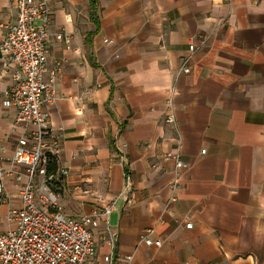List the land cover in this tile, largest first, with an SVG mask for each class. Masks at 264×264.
Instances as JSON below:
<instances>
[{
    "label": "crops",
    "instance_id": "obj_1",
    "mask_svg": "<svg viewBox=\"0 0 264 264\" xmlns=\"http://www.w3.org/2000/svg\"><path fill=\"white\" fill-rule=\"evenodd\" d=\"M94 1L49 2L45 78L59 68L44 105L67 172L62 212L121 194L93 231L92 264H107L106 229L110 264H264V0ZM14 16V0H0V41ZM183 60L190 71L177 74ZM8 63L0 57V232L20 207L11 158L22 127L1 103ZM166 153L188 164L175 189ZM147 230L160 247L141 241Z\"/></svg>",
    "mask_w": 264,
    "mask_h": 264
},
{
    "label": "built area",
    "instance_id": "obj_2",
    "mask_svg": "<svg viewBox=\"0 0 264 264\" xmlns=\"http://www.w3.org/2000/svg\"><path fill=\"white\" fill-rule=\"evenodd\" d=\"M49 2L14 0V20L2 27L4 35L0 41V57L7 59L13 71L11 84L4 92L1 103L14 109V124L22 127V134L16 140L11 158L12 165L21 169L15 178L20 183V207L9 211V228L0 232V264H92L96 253L93 231L100 221H106L121 196L117 195L109 201L98 198L99 203L103 202L99 208L78 217L65 215L58 204L57 190L67 172L57 166L60 136L50 128L44 108L54 96L52 85L59 68L56 65L49 78H45L51 36ZM52 37L69 48L70 37L65 32L54 33ZM197 39L204 42L201 37ZM195 40L191 39L188 45L190 54L196 51ZM189 71L188 61L183 60L177 74ZM166 122H173L172 115L167 116ZM164 157L174 162L171 188L175 189L180 173L188 169V164L178 153H166ZM52 163L56 165L53 173L48 172ZM3 174L0 172V180ZM128 184L126 177L124 187ZM3 202L0 183V204ZM151 232L145 231L141 241L146 246L160 247L162 241L151 239ZM106 239L110 253L103 256V260L110 264L115 236L108 229ZM125 260L130 262L131 256Z\"/></svg>",
    "mask_w": 264,
    "mask_h": 264
},
{
    "label": "trees",
    "instance_id": "obj_3",
    "mask_svg": "<svg viewBox=\"0 0 264 264\" xmlns=\"http://www.w3.org/2000/svg\"><path fill=\"white\" fill-rule=\"evenodd\" d=\"M94 5H95V1L94 0H90V6L94 8ZM55 168H56V165L55 163L51 164L50 167L48 168V172H54L55 171Z\"/></svg>",
    "mask_w": 264,
    "mask_h": 264
}]
</instances>
